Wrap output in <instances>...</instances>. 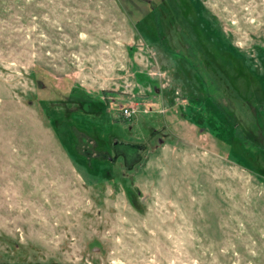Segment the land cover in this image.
<instances>
[{
	"label": "rangeland",
	"instance_id": "374dc122",
	"mask_svg": "<svg viewBox=\"0 0 264 264\" xmlns=\"http://www.w3.org/2000/svg\"><path fill=\"white\" fill-rule=\"evenodd\" d=\"M0 264H264V0H0Z\"/></svg>",
	"mask_w": 264,
	"mask_h": 264
},
{
	"label": "built area",
	"instance_id": "2783aa9c",
	"mask_svg": "<svg viewBox=\"0 0 264 264\" xmlns=\"http://www.w3.org/2000/svg\"><path fill=\"white\" fill-rule=\"evenodd\" d=\"M123 112H124L125 115H129V114H130V109L125 108V109L123 110Z\"/></svg>",
	"mask_w": 264,
	"mask_h": 264
},
{
	"label": "trees",
	"instance_id": "16d2710c",
	"mask_svg": "<svg viewBox=\"0 0 264 264\" xmlns=\"http://www.w3.org/2000/svg\"><path fill=\"white\" fill-rule=\"evenodd\" d=\"M235 129V128H234Z\"/></svg>",
	"mask_w": 264,
	"mask_h": 264
}]
</instances>
